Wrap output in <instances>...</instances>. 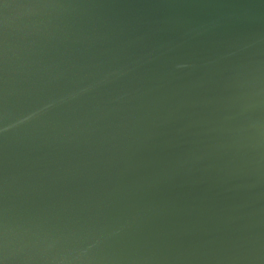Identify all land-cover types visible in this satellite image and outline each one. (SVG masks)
I'll use <instances>...</instances> for the list:
<instances>
[{
	"label": "water",
	"instance_id": "obj_1",
	"mask_svg": "<svg viewBox=\"0 0 264 264\" xmlns=\"http://www.w3.org/2000/svg\"><path fill=\"white\" fill-rule=\"evenodd\" d=\"M0 264H264V0H0Z\"/></svg>",
	"mask_w": 264,
	"mask_h": 264
}]
</instances>
